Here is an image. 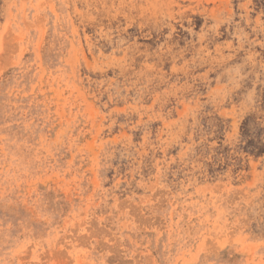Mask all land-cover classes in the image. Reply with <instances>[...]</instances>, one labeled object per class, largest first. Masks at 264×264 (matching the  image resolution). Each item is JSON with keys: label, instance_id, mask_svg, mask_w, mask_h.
Here are the masks:
<instances>
[{"label": "rangeland", "instance_id": "1", "mask_svg": "<svg viewBox=\"0 0 264 264\" xmlns=\"http://www.w3.org/2000/svg\"><path fill=\"white\" fill-rule=\"evenodd\" d=\"M0 264H264V0H0Z\"/></svg>", "mask_w": 264, "mask_h": 264}, {"label": "clouds", "instance_id": "2", "mask_svg": "<svg viewBox=\"0 0 264 264\" xmlns=\"http://www.w3.org/2000/svg\"><path fill=\"white\" fill-rule=\"evenodd\" d=\"M143 4L144 0H120V7L127 9L129 14L141 10ZM129 23L131 24V21Z\"/></svg>", "mask_w": 264, "mask_h": 264}]
</instances>
